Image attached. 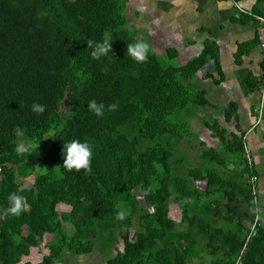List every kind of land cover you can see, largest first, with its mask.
Wrapping results in <instances>:
<instances>
[{
	"label": "trees",
	"instance_id": "obj_1",
	"mask_svg": "<svg viewBox=\"0 0 264 264\" xmlns=\"http://www.w3.org/2000/svg\"><path fill=\"white\" fill-rule=\"evenodd\" d=\"M254 1L239 21L259 27L264 0ZM134 28L124 0H0V209L12 193L28 204L19 216L0 214V264H65L67 257L77 264H264V222L250 212L253 201L264 202L259 181L257 200L252 195L259 173L254 158L252 168L244 159L245 136L233 135L237 159L227 161L242 167L239 176L216 150H204L194 167L180 149L193 137L195 110L209 105L195 80L212 60L206 75L223 79L217 46L207 42L174 66L159 55L176 61V49L160 53ZM105 34L112 50L94 59L89 41ZM138 40L150 46L145 62L127 56ZM262 69L260 80H246L250 91L264 86V61ZM92 100L105 104L103 116L89 110ZM33 103L45 112H33ZM236 109L232 102L228 121H238ZM17 126L34 144L22 156ZM206 126L226 143L218 120ZM72 139L93 144L90 173L63 167L62 145ZM41 247L46 254L29 261Z\"/></svg>",
	"mask_w": 264,
	"mask_h": 264
},
{
	"label": "crops",
	"instance_id": "obj_2",
	"mask_svg": "<svg viewBox=\"0 0 264 264\" xmlns=\"http://www.w3.org/2000/svg\"><path fill=\"white\" fill-rule=\"evenodd\" d=\"M124 1L127 17H131L135 23L147 24L149 42L160 53L173 48L179 52L180 57L182 52L199 56L207 42L217 46L223 79L217 84L206 75L215 62L212 60L206 71L195 80L200 90L206 91L209 105L195 110L196 117L192 116L190 127L193 137L187 140L188 159L194 167H199L203 164L200 156L204 150H216L234 176H239L242 167L237 170L238 164L227 161L234 162L237 159L231 153L233 135L245 136L259 173V191L264 202V118L257 123L254 111L262 88L250 91L246 83L248 77L260 80L264 57L259 43L256 42L258 25L255 22L242 24L239 21L241 10H251L255 1L234 4L230 0H136V10H128V4L134 5V0ZM244 44L247 48L240 50ZM212 75L216 81L220 80L217 73ZM201 85L205 87L201 88ZM232 102L237 104L238 121L226 119L225 112ZM216 120H219L221 129L227 133L225 144L220 133H215L206 126ZM195 137L200 140L190 142ZM236 205L238 210H235L240 215L244 216L249 212L247 206Z\"/></svg>",
	"mask_w": 264,
	"mask_h": 264
},
{
	"label": "clouds",
	"instance_id": "obj_3",
	"mask_svg": "<svg viewBox=\"0 0 264 264\" xmlns=\"http://www.w3.org/2000/svg\"><path fill=\"white\" fill-rule=\"evenodd\" d=\"M89 45L93 48V58L97 60L109 56V53L112 50L111 37L107 34H105L101 42L93 43L89 41ZM149 54L150 46L147 42L138 40L127 45V56L137 62H145L148 59ZM105 107L104 103H98L96 100H92L89 103V110L97 116L104 115ZM107 107L109 111H114L116 110L117 105L111 104ZM32 111L42 114L45 112V106L40 103H33ZM14 132L20 140L15 147L16 154L22 156L31 152L34 148V144L27 141L25 130L17 126L14 129ZM62 156L64 160V168L68 170L75 169L77 172L84 170L85 173H90L92 171L91 163L94 157V151L91 142L87 140L82 142L79 139H72L64 142L62 145ZM8 203L9 206L7 208L0 209V214L4 216H19L28 209L25 197L18 193H12L8 197ZM250 212L257 222H264V204H258L256 201H253V207H251Z\"/></svg>",
	"mask_w": 264,
	"mask_h": 264
},
{
	"label": "rangeland",
	"instance_id": "obj_4",
	"mask_svg": "<svg viewBox=\"0 0 264 264\" xmlns=\"http://www.w3.org/2000/svg\"><path fill=\"white\" fill-rule=\"evenodd\" d=\"M128 7H129L128 10H132V9L136 10V0H134V5L129 6V4H128ZM126 16H127V14H126ZM136 17H138V16L136 15ZM129 20L131 21V25L135 26L134 33L136 32V35H137L136 38H144V36L146 35V30H147L146 29V25L147 24H144L142 22L140 23L139 21H136V22H139V23H135L134 20H132L131 17H129ZM182 53H183V55H181V57L179 56V58L176 61H173V62H169L168 61V59L166 58V54H160L159 57H160L161 60H163V62H167V63L172 64L174 66H182V65L187 64L190 60H192L193 58L198 56V54H187V52H182ZM202 86H203V88L205 87V85H201V88H202ZM208 89L209 88L206 86V90H208ZM196 139L200 140V139L195 137L193 140H190V142L194 143L196 141ZM180 149H181L182 152L186 153L185 155L187 156V141L184 142L183 144H181ZM181 155L184 156V154H182V153H181ZM176 157L178 158L180 156L177 155ZM28 184H29V182H28ZM225 205L227 207H232V208L238 210L237 205L233 204L231 202H227V203H225ZM174 210H175V212L174 211L172 212L173 216L175 215V217H177L176 219H178V217H179V214H177L178 211H177V209H174ZM245 210H246V208H245ZM121 211L123 213V209ZM46 252H47L46 249L41 247L40 251H34L28 260L29 261H37V260H39L41 258V256L43 254L45 255ZM98 252H99V254L95 255V253H94L92 255V256H94L96 261L101 260L102 259V255L104 254L103 250H98ZM65 264H77V262H75V259L67 257L65 259Z\"/></svg>",
	"mask_w": 264,
	"mask_h": 264
},
{
	"label": "built area",
	"instance_id": "obj_5",
	"mask_svg": "<svg viewBox=\"0 0 264 264\" xmlns=\"http://www.w3.org/2000/svg\"><path fill=\"white\" fill-rule=\"evenodd\" d=\"M234 3L233 0H230ZM236 4V3H234ZM241 12L243 13L244 11L241 10ZM259 27H258V35H259V41H260V48L264 57V18L259 20ZM262 93H261V100H260V104L258 106V108L255 110L256 114H258V120L257 123H260L261 118L264 115V86L261 89ZM246 137H244V140ZM244 159L245 161H247L248 165L252 168L253 167V155L251 150L247 147V144L245 146V153H244ZM259 179L256 176H252L251 177V185H252V195L254 196V199L257 200V190H256V184L258 183ZM256 224V222H255Z\"/></svg>",
	"mask_w": 264,
	"mask_h": 264
}]
</instances>
